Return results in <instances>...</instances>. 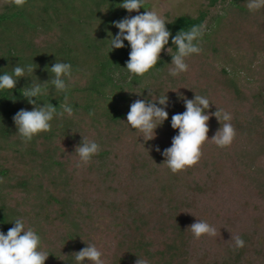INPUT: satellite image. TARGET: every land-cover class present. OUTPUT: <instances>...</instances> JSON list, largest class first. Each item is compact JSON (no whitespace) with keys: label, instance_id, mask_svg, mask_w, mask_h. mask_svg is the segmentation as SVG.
Here are the masks:
<instances>
[{"label":"trees","instance_id":"16d2710c","mask_svg":"<svg viewBox=\"0 0 264 264\" xmlns=\"http://www.w3.org/2000/svg\"><path fill=\"white\" fill-rule=\"evenodd\" d=\"M247 2L230 0L210 18L202 51L187 57L188 70L177 76L169 74L170 54L138 76L126 69L128 41L110 49L119 32L111 22L128 17L122 0L5 3L0 75L15 66L36 69L0 91V231L22 219L41 238L44 264H76L74 252L85 242L97 246L104 264H135L138 257L148 264H264V8L250 12ZM206 15H178L166 28L175 36ZM167 46L175 55L171 36ZM56 59L72 66L66 83L73 114L54 115L50 131L25 143L13 121L20 109L33 108L22 88L54 77L48 68ZM178 93L208 98L206 114L229 112L236 136L218 147L211 138L221 125L210 116L200 160L174 174L162 152L178 134L172 115L186 111ZM164 95L168 119L145 141L126 122L130 105ZM64 97L49 82L39 103L49 101L59 113ZM82 136L100 146L87 164L75 153ZM197 219L217 235L196 239L187 228ZM231 234L245 246L235 249Z\"/></svg>","mask_w":264,"mask_h":264},{"label":"clouds","instance_id":"9594fccd","mask_svg":"<svg viewBox=\"0 0 264 264\" xmlns=\"http://www.w3.org/2000/svg\"><path fill=\"white\" fill-rule=\"evenodd\" d=\"M6 2L23 7L26 0H6ZM143 5L144 0H122L119 7L126 9L129 13L134 10L139 13L140 8L144 7ZM246 7L250 12L258 11L264 8V0H248ZM166 22L168 21L153 10H146L135 16L111 22L119 29V32L114 36L110 33V49L124 47L125 40L130 45L129 59L126 61V69L129 73L143 76L155 67L162 50L169 43L170 36L172 44L176 46L177 50L173 55L170 51L171 48L167 49L172 56L173 67L169 69V74L172 76L186 72L188 64L185 59L191 54H199L202 51L199 41L206 31L204 23L192 25L188 30L181 29L175 36H172L170 30L166 28ZM35 69L31 64L24 67L15 66L12 74L5 72L0 75V91L14 89L19 78L26 77V73H34ZM48 69L54 74V77L43 81V83L33 82L30 86L22 88L21 94L29 104L33 105L32 110L20 109L13 116V121L18 129L17 133L25 143L31 141L35 135L41 132L50 131V121L54 115L63 116L64 113H67L71 116L73 114V108L67 102L69 83H66V79L71 81V64L56 59V62ZM49 82L56 91L65 93V102L60 105L62 111L59 113L57 107L49 101L43 100V105L39 103L42 100L40 98L45 95ZM149 95L151 96L150 91ZM178 96L183 100L186 111L172 115L171 127L178 129V134L172 138L171 146L162 152L165 157L163 163L174 174L194 166L200 160L201 146L209 139L207 122L210 116L214 115L221 125L211 138L218 147L223 148L231 145L236 136V130L230 123L232 116L229 112L216 107L217 110L214 113L206 114L205 110L210 108L208 98L196 93L194 99H188L180 93ZM157 101L162 107L157 106ZM167 106V95L151 100L137 99L130 105L126 122L132 129L139 130L145 141L152 140L156 136L155 129L168 119ZM92 114L90 112V115ZM99 150L100 146L97 142L84 136H82L81 142L75 146V153L79 156L80 162L84 164L90 162ZM156 151H160L158 146ZM77 166L79 167V163ZM187 229L196 239L205 234L213 237L217 235V229L214 226L200 219L189 225ZM231 240L234 241L235 249L245 246V241L238 234H231ZM40 243V236L33 229L26 228L22 219H16L14 226L9 228L6 234L0 231V264H44L49 255L38 250ZM85 243L86 247L74 252L76 264H83L85 258L92 264H104L103 253L97 246ZM135 264H148V261L138 257Z\"/></svg>","mask_w":264,"mask_h":264},{"label":"rangeland","instance_id":"374dc122","mask_svg":"<svg viewBox=\"0 0 264 264\" xmlns=\"http://www.w3.org/2000/svg\"><path fill=\"white\" fill-rule=\"evenodd\" d=\"M210 1L211 0H144V2L149 4L146 10L156 11L168 22L178 15L185 14L189 16H197L200 11H205L207 14L203 22L205 25L210 23L211 17L220 14L223 7L230 2V0H217L214 5H210ZM5 3H7L6 0H0V10ZM146 10L143 11L140 9L139 13L134 10L131 13L128 12L127 16H135ZM168 48L170 47L167 46L162 50L160 57L169 55V52L167 51ZM170 51L172 52L171 49Z\"/></svg>","mask_w":264,"mask_h":264}]
</instances>
